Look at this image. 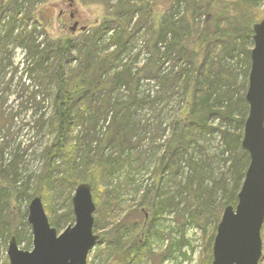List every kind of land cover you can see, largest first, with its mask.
Instances as JSON below:
<instances>
[{
    "label": "rangeland",
    "instance_id": "1",
    "mask_svg": "<svg viewBox=\"0 0 264 264\" xmlns=\"http://www.w3.org/2000/svg\"><path fill=\"white\" fill-rule=\"evenodd\" d=\"M253 1L255 6L246 3L242 8L237 7V11L233 10L238 0H124L121 6L116 0H40L32 9L28 24L37 26L33 35L37 38L36 42L74 39L76 45L70 49V55L65 56L68 59L66 65L70 67H83L85 52L92 51L93 47V40L87 39V36L94 34L95 29L98 30L97 53L115 50L110 37L121 33V30L125 32L117 38L120 44L124 42V49L113 60L111 68L105 69L100 76L104 87L95 89L96 86L92 85L93 90L89 91V95L94 91L92 99L88 98V111L95 122L88 121L75 128L85 133L84 137L79 138L84 151L88 146L94 148L106 138L102 150L103 163H106L104 159L107 157L114 160V157L120 156V166L114 170L110 163L112 171L103 176L101 183L103 189L116 192L117 203L111 207V214L115 218H122L128 228L136 226L138 232L141 228L139 235L145 237L146 231L152 229L150 222L161 193L168 198L176 194L175 201L180 210L187 204L189 192L194 197L198 186L204 197L211 191L215 198L214 216H209L206 221H192L189 215L181 216L176 210L162 215L160 225L166 233V244L147 253V258L135 256L133 259L136 263L142 258L146 264H211L209 254H212L216 227L227 206L219 210L222 206L221 191L216 189L214 183L224 181L228 186L233 183L227 171L230 155L223 136L225 131L234 133L232 122L211 115L206 120L207 128L200 132L194 130L198 123L195 118L198 117H192L188 126L193 130V136L190 135L193 139L185 145L177 144V138L171 144L169 140L176 120L189 118L186 108L189 98L183 96L185 86L182 77L194 73V63L211 70L217 81V84L212 83V90H216L217 96L230 94L231 102L243 96L245 82V89L248 83L252 43L247 41L244 44V41L237 42V39L234 43L229 40L226 43L225 38L216 34L218 31L235 30L242 22L250 28L257 21L260 22L264 18V0ZM227 4L230 7L226 9ZM130 10L135 12L129 21ZM226 10L234 17L232 23H228ZM171 13L176 15L173 18L178 23L176 27H171L173 21L167 17ZM70 14L74 18L71 19ZM11 15L12 11L7 10L4 20ZM74 22H78V26L72 32ZM20 25L21 22L17 26ZM82 26L85 27L83 31L80 30ZM21 29L23 27L18 31ZM166 29L170 30L172 37L176 35V44L172 38L158 43L159 61L138 73L152 55L158 31ZM199 32L208 35L207 43L202 42ZM99 33L103 34L98 36ZM236 42L239 45L234 47L235 50L237 48L242 53L232 51ZM23 56V47L13 40L5 39L0 43V264H9L5 251L15 227L24 229L23 234L25 232L19 248L28 250L31 247L32 237L23 224L32 198L28 195L32 194V188L39 185L38 177L44 170L47 173L49 162L43 155V148L53 137L45 123L51 106L48 97V90L51 89L46 90L45 79H37L35 74L33 78L29 75V71L22 66ZM90 65L93 66L88 75L104 69V65L98 62H90ZM122 70H129V76ZM208 80H202L201 84L206 85L204 88L199 85V88L210 91ZM194 87L191 83L189 91ZM150 90L155 93L149 95ZM34 93L35 101L31 99ZM226 103L225 100L221 102L223 106ZM75 133L72 132L73 137ZM66 165L64 159L52 157L49 166L52 168L51 179L58 180L56 176H61ZM196 171L200 177L194 175ZM76 185L70 192L59 195L64 185L55 181V188L47 190L49 196L46 205L43 204L48 216L57 213L71 220V197ZM24 186L29 188L28 195L23 194ZM185 186L189 191L183 190ZM35 194L33 196H37ZM102 213L103 210H99L95 219H103ZM65 227L55 228L61 232ZM108 232H102V236L110 241L108 234L112 232ZM262 232L264 234V230ZM262 253L264 255V249ZM96 254L93 250L90 252L88 264H114L112 260H94Z\"/></svg>",
    "mask_w": 264,
    "mask_h": 264
},
{
    "label": "trees",
    "instance_id": "2",
    "mask_svg": "<svg viewBox=\"0 0 264 264\" xmlns=\"http://www.w3.org/2000/svg\"><path fill=\"white\" fill-rule=\"evenodd\" d=\"M116 1H118V6L123 5L124 0ZM39 2L40 0H9L8 2L0 0V43L6 39L7 41L13 40L17 45L20 44L24 49L22 66H24V68L29 71V75L31 77L35 74L37 79H45L47 84L46 87H48L46 90L51 89L48 90V97L50 98L51 106L45 123L47 125L48 132L53 137L43 148V155L47 157L49 162L47 173L44 170V173L38 177L39 185H36V188H32L33 190L31 195L27 194V190H29L27 186L23 187V194L28 195V197H34L33 194L38 193L35 195H37L42 200V203L45 204V201L47 202L49 196V193L46 192L48 189L55 188V181H58L59 185L61 186L64 185L62 186V190H60L59 195L65 191L70 192L74 185L82 182L81 180H85V182L88 181V183L91 185L92 197L96 206L93 229L95 233L100 235V245H97L98 247L96 246V250H94L97 253L94 260H98V262H108V260H112L114 264H130L135 256L139 255L141 257L144 256L147 258V256L149 257L147 253H152L154 249L161 248L167 242L164 239L166 233L162 231L163 227L160 225L162 215L165 216L166 213L176 210V212L181 216H184V214L189 215L192 221L196 219H204L206 221L209 216H214L213 211L215 210L213 204L215 203V198L212 197L213 195L211 191H209L207 196L204 197L201 193L200 186H198L193 194L194 197L196 196L195 199L197 202L194 201V197L191 195V192H189L187 204H185L180 210L178 203L175 201L176 194L168 198L165 194L161 193L160 195L162 197H160L156 203V211H154L152 220L150 222L152 229L146 231L145 237L142 234V236L139 235L141 228L139 232L136 230V226L128 228L125 224L126 222L122 220V218L118 219V216L115 218V216L111 214V207H114L117 203L115 200V197H117L116 192H111L105 188L104 190L101 187V183L103 176L112 171L110 168V163H112L114 170L120 166V156L117 155L118 157H114V160H111V158L107 157L104 159L106 160V163H103L102 150L106 145V138L100 140V142L94 148L88 146V149L84 151V148H82V146L80 147L81 143L79 138L84 137L85 133L83 130H80V132L76 131L75 128L76 126H83L82 123H88V121L91 123L95 122V118L89 116L91 113L88 111L90 110L88 98L92 99L91 95L94 91L91 95H89V91L91 92L93 90H91L92 85L96 86L94 87L95 89L103 86L100 76L105 69L111 68L113 60L116 59L124 49V42L120 44L117 38L125 32L121 30V33L110 37L111 42L114 44L115 50L109 53H97L96 39L98 37L96 36V32L98 30L95 29L94 34L87 36V39L93 40V47L91 46L92 51L90 50L89 52L87 50L85 52L86 60L85 63H83V67H70L69 65H66V61L68 59H65V56H68L70 49L76 45L74 39H64L52 43H46L45 40L36 42L37 38L33 37L37 26L36 24H28V21L31 18V12L34 8V5ZM230 3L233 5V2ZM246 3L255 6L253 5V0H238V2H235L236 6L233 11H237V7L242 8V6L247 5ZM228 7H230L229 4H227L226 9ZM7 10L12 11V15L5 21V13ZM134 12L131 10L129 11V21L133 18L132 15ZM226 13L228 15L227 18H229L228 23H232L234 21V17L230 15L229 10H226ZM167 17H169L170 21H173V23H170L171 27H176L175 25L178 23L173 20L176 15L171 13V15ZM19 22H21L22 25L17 26L19 25ZM20 27H23V29L18 31V28ZM216 27H218V25ZM239 28L242 30L239 31ZM239 28L232 31H218L216 35L220 36L221 38H225L226 43H228V40L230 43H234L235 39L238 40L237 42L244 41V44L247 41L252 43L250 40V36L252 35V25L250 28L248 24L242 22L239 24ZM158 32L157 42L154 43L153 49L151 48L152 55L146 60L143 68H141L138 73L148 69L151 65H155V63L159 61L158 54H160V52L159 48L156 47L158 43L166 42L168 38H172L176 44V35L172 37L170 30L166 29L163 31L160 30ZM101 34L103 33H99L98 36ZM207 36L208 35H203L201 32L200 38L202 39V42H208ZM237 42L233 46L232 51H238L239 54L242 52L237 50V48L236 50L234 48L235 46L237 47L239 45ZM241 49H244V47ZM70 59L73 58L70 57ZM90 62H98L100 65H104V69L96 70L92 72V75H88L87 73L91 71L90 69L93 66L90 65ZM193 70L194 73L191 75H187L184 78L182 77V81L185 86L183 96L189 98V103L187 100L186 105L189 118H186V120L178 119L176 120L177 122L175 121V129L172 131L169 144L174 142L175 138L179 139L177 144L182 145H185L188 141L193 139L191 137L193 136V130L188 126V124H190L189 122L192 120V117H198V119L195 118L196 122L198 123H196L197 126H195L194 130L200 132L207 128L206 120L211 115H217L230 123L232 122L234 133L225 131L223 136L226 144V150L229 151L228 154L230 155V163L228 165L227 171L231 176L233 183L229 186L226 185L224 181L214 183V186L217 187L216 189L221 191L220 203L222 206L219 209L221 210L226 205H233L236 203L237 192L240 189L249 161L248 155L243 152L240 147V140L241 136L243 135L242 127L248 112V106L244 99V94L246 92V82L243 96H238L239 98L237 97L234 102H231L232 98L230 94L217 96L216 90H212V83L214 82L217 84V81L215 80V77L212 76L211 70L204 68L202 64L198 65L197 63H194ZM121 72L126 73L129 76V70H122ZM210 73L211 78H209ZM197 74L199 76H197ZM96 76L97 78L94 79ZM227 76L229 75L227 74ZM202 80H208L211 89L210 91L207 89L204 91L199 88V85H201L203 88L206 85L205 84L203 86L202 84L204 83L201 84ZM191 83L195 87L192 91H189L188 86ZM153 93H155L154 90H150L149 95H152ZM31 99L33 101L36 100L35 93ZM224 100L227 101L225 106L221 104V102ZM105 118L108 119L107 116ZM177 127L180 128V131L179 128L177 129ZM73 131L76 132L74 137L72 136ZM168 148L171 149V147ZM51 156H58L61 158V160L64 159V161L67 163L62 171L60 170L61 176H56L59 177L58 180H53L50 176V170L52 169L49 167L52 158ZM159 165L160 164H158V170ZM194 175L200 177L198 171H196ZM186 187L187 186H185L183 190L187 191L188 188ZM99 210H103V219L97 220L95 219V215L99 214ZM163 212L164 214H162ZM218 217L219 215L217 217L215 216V222H217ZM48 218L51 226L53 227H59L62 225L65 227L68 225V222L72 223L74 220L73 217H71V220L68 221V219L59 216L57 213H54V215L51 217L48 216ZM23 224L29 229L30 234V228L27 222L23 221ZM109 227H111V229H109ZM13 230V234L16 237L17 243L20 244L21 240L25 237V232L24 234L22 232L24 229L18 230V228L15 227ZM263 230L264 223L261 229L262 238L264 237L262 232ZM104 231L107 233H109L108 231L112 232V234H108L110 236L109 238L111 239L110 241L103 238L102 234ZM140 239H144L142 243L139 242ZM209 256L211 259V252ZM140 260H142V258ZM143 263L146 264V262ZM137 264L142 263L138 262Z\"/></svg>",
    "mask_w": 264,
    "mask_h": 264
},
{
    "label": "water",
    "instance_id": "3",
    "mask_svg": "<svg viewBox=\"0 0 264 264\" xmlns=\"http://www.w3.org/2000/svg\"><path fill=\"white\" fill-rule=\"evenodd\" d=\"M73 17V14H70ZM74 22L71 31L77 27ZM85 30V27H80ZM253 47L244 99L248 106L243 123L241 149L249 161L237 193V202L227 205L216 227L211 264H258L261 228L264 222V18L252 25ZM74 222L61 233L52 227L38 196L27 208L32 249L18 248L15 236L7 245L9 264H86L90 248L99 236L93 232L95 204L91 185L79 183L71 197Z\"/></svg>",
    "mask_w": 264,
    "mask_h": 264
},
{
    "label": "bare ground",
    "instance_id": "4",
    "mask_svg": "<svg viewBox=\"0 0 264 264\" xmlns=\"http://www.w3.org/2000/svg\"><path fill=\"white\" fill-rule=\"evenodd\" d=\"M251 41H252V37H251ZM252 47H253V41H252ZM134 261H135V259L132 260L131 264H137L138 262L143 264L142 260H140V259H138L137 263Z\"/></svg>",
    "mask_w": 264,
    "mask_h": 264
}]
</instances>
